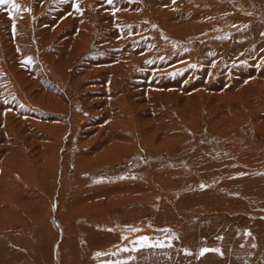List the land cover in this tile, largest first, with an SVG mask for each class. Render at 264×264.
<instances>
[{
	"label": "rangeland",
	"instance_id": "374dc122",
	"mask_svg": "<svg viewBox=\"0 0 264 264\" xmlns=\"http://www.w3.org/2000/svg\"><path fill=\"white\" fill-rule=\"evenodd\" d=\"M14 3L0 5V264H264V0ZM166 125L180 135L160 146ZM123 134L132 155L79 168ZM169 171L174 190L149 182Z\"/></svg>",
	"mask_w": 264,
	"mask_h": 264
},
{
	"label": "bare ground",
	"instance_id": "6f19581e",
	"mask_svg": "<svg viewBox=\"0 0 264 264\" xmlns=\"http://www.w3.org/2000/svg\"><path fill=\"white\" fill-rule=\"evenodd\" d=\"M73 6V5H72ZM196 14H198V16L201 18V17H206L207 19H218V18H220V16L221 17H223L224 16V12H221V11H216V9L214 8V9H207L205 12H201V13H196ZM226 18H227V16H226ZM176 19V18H175ZM174 19V20H175ZM228 19V18H227ZM232 19V18H231ZM177 20V19H176ZM202 21H204V20H202ZM201 21V22H202ZM206 21V20H205ZM178 23V22H177ZM176 23V24H177ZM181 23V22H180ZM205 23V22H204ZM242 25V24H241ZM138 28V27H137ZM141 28V27H140ZM34 38V37H33ZM40 64V63H39ZM36 65V64H35ZM29 114V113H28ZM66 116V115H65ZM140 116V115H139ZM60 117V116H59ZM143 117V116H142ZM35 120H36V118H35ZM61 120H63V118L61 119ZM64 121V120H63ZM32 123H33V120H32ZM32 123H30L31 125H32ZM170 124V123H169ZM67 125V124H66ZM175 128V127H174ZM166 129L167 130H170L171 129V131H169L168 133H167V135L166 136H164V137H161V138H157L158 140H159V145L160 144H164L166 141L168 142V141H170V143L167 145V146H169L171 143H174V142H177V139L179 138V137H177V136H179L180 135V133H179V135H175L172 131H173V129L169 126V125H166ZM68 131V129L66 130V131H64L65 132V134H66V132ZM176 131H178V130H176ZM64 134V135H65ZM125 134V133H124ZM122 135L121 137L122 138H119V140H117V147H115V145L116 144H113V143H110V145H111V147H112V149H111V151H105V150H103V149H101L100 148V150L99 149H94V151L93 152H88L87 150L86 151H84L82 154L83 155H86L85 157L86 158H84L83 160H79L78 161V165L80 166L79 168H82L83 166H84V164L86 163V164H88V163H91V164H96V163H98V162H100V163H102L103 164V162L104 163H106V161H109V162H112V160L111 159H115L116 161L117 160H121L122 158H123V156H125V155H128L129 153L131 154V152L133 151V147H131L133 144H132V139L131 138H129V137H127V136H125V135ZM112 134H105L104 136H101L102 138H104L107 142H109L111 139H112V137L113 136H111ZM84 136V135H83ZM97 136H99V135H97ZM66 137V136H65ZM82 137V136H81ZM91 137V136H90ZM67 138V137H66ZM83 138V137H82ZM84 139V138H83ZM162 142V143H161ZM166 142V143H167ZM85 143V142H84ZM165 143V144H166ZM174 145V144H173ZM152 146H156L155 144H153ZM161 146V145H160ZM144 147V146H143ZM135 148V147H134ZM145 148V147H144ZM52 149V148H51ZM136 149V148H135ZM141 150V149H140ZM146 150V149H145ZM149 153V152H148ZM14 154V153H13ZM134 154V153H133ZM132 155V154H131ZM15 156V155H14ZM59 157V156H58ZM59 159V158H58ZM80 159V158H79ZM82 159V158H81ZM115 160H113V162H115ZM14 163H15V161H14ZM228 163V162H227ZM68 164V163H67ZM78 168V169H79ZM205 168V167H204ZM44 169V168H43ZM9 170V169H8ZM46 170V169H45ZM208 171V170H207ZM225 171V170H224ZM170 172V171H169ZM172 172H170V174L169 173H157L156 174V172H155V174H156V176H155V179H154V181H152L151 182V180H149V182L151 183V185H160L161 183H163L162 185L164 186V187H168V188H172L173 190L176 188L175 186H177V184H178V186H180V182H182V180H183V182H184V179H181L180 178V173L178 174V175H176L177 173H175V174H171ZM94 175V174H93ZM215 177V176H214ZM130 180H132V179H130ZM143 182V181H142ZM154 182V183H153ZM229 180H228V183L227 184H229ZM121 183V182H120ZM186 183V185H187V182H185ZM184 183V184H185ZM20 184V183H19ZM129 184L131 185H133L132 186V188H131V190H130V187L129 188H127L129 191H132V193H134V195H135V193H138L137 195H135V197L137 196V198L136 199H142V200H146L148 197L146 196L145 197V195H148V193H146V189L144 190L143 189V187H141V186H143V185H141V186H139V183L136 181V182H129ZM150 185V186H151ZM185 185V186H186ZM124 186V183H123V185H122V188L124 189V187L126 188V184H125V186ZM161 186V185H160ZM162 186V187H163ZM227 186H230V185H227ZM226 185H225V187H227ZM81 187V186H80ZM116 187V186H115ZM121 187V186H120ZM119 187V188H120ZM142 189H141V188ZM155 187V186H154ZM161 187V188H162ZM19 188V187H18ZM96 188H99V187H96ZM113 188V187H112ZM160 188V187H159ZM166 189V188H165ZM76 190V189H75ZM125 190V192L126 191H128V190H126V189H124ZM123 190V191H124ZM152 190V189H151ZM172 190V191H173ZM233 190V189H232ZM77 191V190H76ZM83 191V190H82ZM81 191V192H82ZM87 192L88 191H92L91 193H96V191L94 190V188H90V189H87L86 190ZM122 191V190H121ZM128 191V192H129ZM140 191H143L141 194H140ZM168 191V190H167ZM212 191V190H211ZM78 192H79V190H78ZM104 192V191H103ZM124 192V193H125ZM161 192V191H160ZM205 192H207V193H209V191H205ZM213 192V191H212ZM232 192V191H231ZM3 193V192H2ZM90 193V192H89ZM100 193V192H99ZM106 193V191L104 192V194ZM113 193H114V191H113ZM117 193H118V191H117ZM120 193V192H119ZM122 193V192H121ZM131 193V194H132ZM211 193V192H210ZM77 194V193H76ZM88 194V193H87ZM97 194V193H96ZM95 194V195H96ZM143 194V195H142ZM78 195V194H77ZM85 195V194H84ZM95 195L93 194V198L95 197ZM211 195V194H210ZM209 195V196H210ZM216 195V193L214 194V195H212L213 197ZM80 196V195H79ZM103 196V195H102ZM108 196V195H107ZM109 196H110V194H109ZM112 196V195H111ZM153 196V195H152ZM185 196V195H184ZM224 196V195H223ZM78 197V196H77ZM81 197V196H80ZM92 197H89V199L90 198H92ZM179 197V196H178ZM208 196L207 195H204V197L202 196V195H200V197H198V198H200V199H202L203 201L204 200H206V198H207ZM220 197V196H219ZM218 197V198H219ZM75 199H76V197H74ZM92 198V199H93ZM98 198V197H97ZM106 198V197H105ZM130 198V202L132 201H134L135 199H132V197L130 196L129 197ZM165 198H167V197H165ZM173 198V197H172ZM190 198V197H189ZM214 198H216V196L214 197ZM223 198H225V197H223ZM222 198V199H223ZM78 199V198H77ZM116 199V198H115ZM188 199V198H187ZM191 199V198H190ZM220 199H221V197H220ZM74 200V199H73ZM79 200V199H78ZM105 200H107V199H105ZM111 200V199H110ZM117 200V199H116ZM201 200V201H202ZM225 200V199H224ZM58 201V200H57ZM86 201V200H85ZM84 201V202H85ZM93 201V200H92ZM97 201V202H96ZM95 202V205H94V203H90L91 204V206L89 205V204H87L88 206H86V203L87 202H85V204H84V206L82 207V209L81 210H83V211H86V212H88V210H90V211H94L95 212V210H99L100 208H103L104 206L101 204V203H103V202H101V203H98V199L96 200ZM112 201V200H111ZM115 201V200H114ZM225 201H228L227 203H224V205H223V207H225L224 208V210H231V208H230V206H229V200L226 198V200ZM55 202H56V200H55ZM147 202V201H146ZM152 202V201H151ZM78 203V202H77ZM80 203H81V201H80ZM104 204V203H103ZM113 204V203H112ZM106 205V204H105ZM192 205V204H191ZM210 205V204H209ZM79 206V205H78ZM221 206V205H220ZM213 207V206H212ZM106 208V207H105ZM210 208V207H209ZM213 209V208H212ZM212 209H210V211L212 210ZM134 211H135V209H134ZM133 210L132 211H130V213L132 212V213H136V211L134 212ZM231 212V211H230ZM99 213V212H98ZM97 213V214H98ZM104 213V212H103ZM130 213H128V214H130ZM174 213V212H173ZM89 215V214H88ZM100 215V214H99ZM132 215V214H131ZM136 215V214H135ZM93 216H95V214L93 215ZM130 216V215H129ZM1 217V216H0ZM103 217V216H102ZM133 217V216H132ZM105 218V217H104ZM99 220V219H98ZM102 220V219H101ZM88 221V220H87ZM90 221H91V223H92V218L90 219ZM102 221H104V220H102ZM82 222V221H81ZM95 222V221H94ZM94 224H96V223H94ZM141 224V223H140ZM77 225V224H76ZM75 225V226H76ZM91 226V225H90ZM90 226L88 225V224H86L85 222L81 225V229L82 230H86L87 232H88V234H89V236L91 237V241L92 240H97V239H95V237H101V236H96V235H100L101 233H99L98 232V234H97V232H95V231H93V227H92V229L90 228ZM98 228H99V226H98ZM120 228V227H119ZM99 230V229H98ZM183 231V230H182ZM130 232L131 231H129V230H122L121 231V233H125V235L126 234H130ZM149 232V233H148ZM148 232L146 231V234H144L145 233V231H143L142 233L143 234H141V235H145V237H152V236H158L159 237V235H164V234H166L165 236H167V234L170 232V229H167V228H157V229H152V230H148ZM104 233V232H103ZM132 233V232H131ZM180 233H182V232H180ZM77 234V233H76ZM79 234V233H78ZM84 234V233H83ZM87 234V235H88ZM172 234V233H171ZM132 236H133V233L131 234ZM106 236V235H105ZM127 236V235H126ZM169 236V235H168ZM89 237V238H90ZM142 237H144V236H142ZM84 238V237H83ZM156 239H157V237H155ZM182 238H185V237H182ZM87 239V238H86ZM129 239V238H128ZM142 239V238H141ZM124 240V244H126V241H127V238H124L123 239ZM103 242V241H102ZM123 242V241H122ZM188 242V241H187ZM213 242V241H212ZM210 243V242H209ZM90 244H92V242L90 243ZM93 244H94V242H93ZM103 244V243H102ZM187 245V244H186ZM214 245V244H213ZM242 251V250H241ZM240 251V252H241ZM243 251H245V250H243ZM244 253V252H243ZM241 254V253H240ZM142 255L143 256H145V254L144 253H142ZM140 261H142L140 264H143L144 263V261L143 260H140ZM166 262V261H165ZM126 263V262H125ZM212 263V262H211ZM122 264H124V263H122ZM127 264V263H126Z\"/></svg>",
	"mask_w": 264,
	"mask_h": 264
},
{
	"label": "snow or ice",
	"instance_id": "6c2138e0",
	"mask_svg": "<svg viewBox=\"0 0 264 264\" xmlns=\"http://www.w3.org/2000/svg\"><path fill=\"white\" fill-rule=\"evenodd\" d=\"M10 2V0H0V5H6ZM108 3L111 4L112 0H108ZM13 6L16 7L14 0H13ZM209 251V249H204L202 250V252L200 253L201 255H203L205 252Z\"/></svg>",
	"mask_w": 264,
	"mask_h": 264
}]
</instances>
